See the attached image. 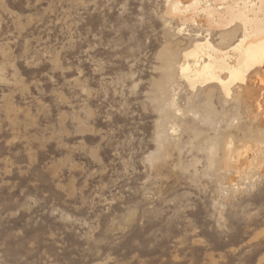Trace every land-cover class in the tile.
<instances>
[{"label":"rangeland","instance_id":"1","mask_svg":"<svg viewBox=\"0 0 264 264\" xmlns=\"http://www.w3.org/2000/svg\"><path fill=\"white\" fill-rule=\"evenodd\" d=\"M169 2L0 0V264H264V69L166 83Z\"/></svg>","mask_w":264,"mask_h":264},{"label":"bare ground","instance_id":"2","mask_svg":"<svg viewBox=\"0 0 264 264\" xmlns=\"http://www.w3.org/2000/svg\"><path fill=\"white\" fill-rule=\"evenodd\" d=\"M167 9L170 16L177 17L182 23L191 22L207 27V30L202 39V35L197 34L178 68L176 52L168 51L163 57L166 83L171 82L177 70L192 90L218 85L225 96L230 97L236 83H244L249 74L264 69V0H170ZM238 30L241 31L238 40L225 48L212 41V31L220 32L224 42L228 43ZM172 105H176L175 99ZM209 120L214 121L211 113ZM231 147L232 142H228L226 167L232 166ZM217 151L215 144L210 155Z\"/></svg>","mask_w":264,"mask_h":264}]
</instances>
